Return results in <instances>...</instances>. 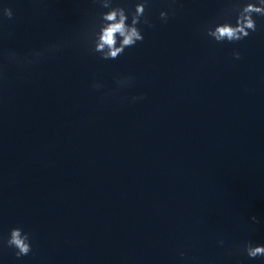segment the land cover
Masks as SVG:
<instances>
[{
  "label": "water",
  "instance_id": "95a60500",
  "mask_svg": "<svg viewBox=\"0 0 264 264\" xmlns=\"http://www.w3.org/2000/svg\"><path fill=\"white\" fill-rule=\"evenodd\" d=\"M235 2L151 0L143 42L102 60L95 0H0V241L32 245L0 264H264L241 251L264 244V17L235 43L202 31Z\"/></svg>",
  "mask_w": 264,
  "mask_h": 264
},
{
  "label": "clouds",
  "instance_id": "9594fccd",
  "mask_svg": "<svg viewBox=\"0 0 264 264\" xmlns=\"http://www.w3.org/2000/svg\"><path fill=\"white\" fill-rule=\"evenodd\" d=\"M101 8L108 9L101 12L98 18L93 22L89 32L85 36V41L88 50L91 53H98L102 60H116L124 54L125 49L134 47L138 42H143L144 35L139 25L144 24L152 27V23L148 17L147 10L151 0H139L135 4L133 11L126 9L120 5L113 6V0H95ZM0 20L6 18L11 20L13 18V10L11 7H4L0 9ZM235 15V23L233 24L229 19L223 22H213L204 25L202 31L207 37L212 38L216 43H235L249 37L251 33L257 31V22L254 17H264V0H236L232 6L225 10L224 15ZM129 16L131 22L129 23ZM159 18L163 22L169 19L167 11H161ZM60 45L52 44L46 46L43 51H34L28 55L20 56L15 52L5 53V58L9 62L16 63L22 67H28L39 62L44 58L46 52H55L59 50ZM233 57L237 60L241 59L239 51L233 52ZM132 77H124L117 79L118 86H128ZM5 80L4 73L0 71V82ZM92 87L99 90L102 85L94 83ZM144 96L133 97L132 100L144 99ZM254 223L260 221L256 216H251ZM6 244L9 248L15 249V256L17 258L27 256L32 252V245L30 235L24 232L21 227H14L10 230L9 236L6 240L0 241ZM223 244V241H220ZM243 254H246L249 259L257 257L264 258V244L254 245L251 241L245 242L241 248ZM184 253H181L183 256Z\"/></svg>",
  "mask_w": 264,
  "mask_h": 264
}]
</instances>
